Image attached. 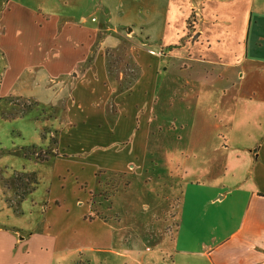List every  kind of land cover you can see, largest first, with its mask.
I'll return each mask as SVG.
<instances>
[{"label":"crops","instance_id":"obj_1","mask_svg":"<svg viewBox=\"0 0 264 264\" xmlns=\"http://www.w3.org/2000/svg\"><path fill=\"white\" fill-rule=\"evenodd\" d=\"M22 75L31 83L18 93L36 102L77 99L66 126L85 133L91 116L115 151L152 145L173 163L172 227L161 239L171 246L159 249L158 264H264V0H0V100L15 95ZM57 159L51 178L71 168ZM83 161L84 174L93 165ZM50 189L43 237L68 224V202ZM55 234L57 251L65 242L87 248L75 244L79 233ZM25 252L18 264H35Z\"/></svg>","mask_w":264,"mask_h":264},{"label":"rangeland","instance_id":"obj_2","mask_svg":"<svg viewBox=\"0 0 264 264\" xmlns=\"http://www.w3.org/2000/svg\"><path fill=\"white\" fill-rule=\"evenodd\" d=\"M190 20L191 17L187 19V36L192 33ZM30 79L22 75L15 95L0 100V264H18L20 258L28 261L25 249L32 254L35 264H134L131 257L142 264H158L159 249L171 246L168 239L165 243L161 239L172 227L173 210L165 195L174 196V187L165 186V182L171 184L167 175L168 170L174 171L173 163L162 161L159 157L162 152L152 145L148 147L151 151H143L136 144L124 148L118 145V152L115 151L114 146L105 145L95 135L91 116L86 127L82 125L85 133L66 126L70 116L65 110L76 114L77 99L69 103L58 96L45 104L34 101L32 96L20 95L19 88H29ZM66 103L69 104L64 107ZM94 111L97 113L94 117L101 116L103 105ZM175 130H179L178 122L171 131ZM61 147L63 151L59 153L56 149ZM57 154L71 168L68 173L51 178L52 170L61 167V160L54 161ZM86 158L93 167L86 166L87 173L83 174L79 165H86L83 161ZM48 187L70 207L63 232L54 227L43 237L40 209L47 200ZM76 198L83 203L81 206L79 202L75 206ZM78 214L82 217L80 221ZM100 223L112 229L111 235H106ZM66 232L75 233L73 236L79 233L75 244L87 248L74 251L65 242L57 251L52 239L55 233ZM97 233L103 240L90 242L88 236ZM30 234L34 236L28 242L16 240ZM98 247L112 249V253L97 250Z\"/></svg>","mask_w":264,"mask_h":264},{"label":"built area","instance_id":"obj_3","mask_svg":"<svg viewBox=\"0 0 264 264\" xmlns=\"http://www.w3.org/2000/svg\"><path fill=\"white\" fill-rule=\"evenodd\" d=\"M195 15H196V12H195V9L193 8L192 11H191V14L188 17V18L191 17L190 25L188 24L189 27H191V28H194V25H195V21H196V19H195L196 16Z\"/></svg>","mask_w":264,"mask_h":264}]
</instances>
